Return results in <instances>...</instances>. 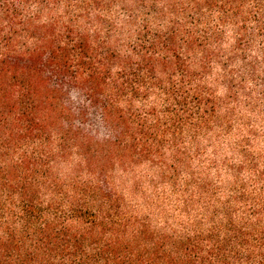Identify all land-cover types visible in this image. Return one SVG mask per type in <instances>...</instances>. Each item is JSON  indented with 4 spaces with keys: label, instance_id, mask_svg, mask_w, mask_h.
Returning a JSON list of instances; mask_svg holds the SVG:
<instances>
[{
    "label": "trees",
    "instance_id": "obj_1",
    "mask_svg": "<svg viewBox=\"0 0 264 264\" xmlns=\"http://www.w3.org/2000/svg\"><path fill=\"white\" fill-rule=\"evenodd\" d=\"M259 88L264 0H0V264H264L262 159L192 167ZM140 167L200 209L136 215Z\"/></svg>",
    "mask_w": 264,
    "mask_h": 264
},
{
    "label": "rangeland",
    "instance_id": "obj_2",
    "mask_svg": "<svg viewBox=\"0 0 264 264\" xmlns=\"http://www.w3.org/2000/svg\"><path fill=\"white\" fill-rule=\"evenodd\" d=\"M252 87V86H251ZM227 95V91L220 90L219 97ZM264 91L259 88L257 99L260 100L256 112L244 107H238L236 115L233 117L232 133L228 136L222 135L217 131L213 135L212 141L204 142L201 145L203 149L201 158H195L192 165L194 171L202 173L204 177L208 176L214 183L228 182L231 176L225 171V162L230 161L238 165L242 159L234 148L238 143L250 147V154H253L264 163ZM227 114L226 108H223L221 117ZM221 136H218V135ZM220 138V139H219ZM218 162L219 170L213 166ZM206 173H203V172ZM192 180L190 169H185L177 182L163 181L157 173L147 167H140L134 173L127 177L118 175L117 188L124 196L129 209L139 217L149 218L153 225H164L168 222L179 225L183 224L181 218L183 213L198 211L200 208L193 204L191 210L185 209V202L190 199L194 193L193 185L187 186ZM190 191V193L186 192ZM197 205V206H195ZM165 215V220L161 216ZM169 216L173 217L170 218Z\"/></svg>",
    "mask_w": 264,
    "mask_h": 264
}]
</instances>
